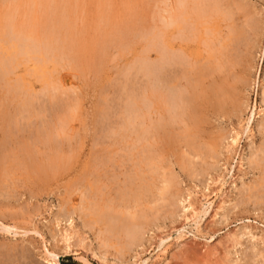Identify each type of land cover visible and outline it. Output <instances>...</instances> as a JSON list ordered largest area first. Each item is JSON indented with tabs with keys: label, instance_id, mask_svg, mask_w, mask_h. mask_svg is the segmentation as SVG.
Returning a JSON list of instances; mask_svg holds the SVG:
<instances>
[{
	"label": "rangeland",
	"instance_id": "obj_1",
	"mask_svg": "<svg viewBox=\"0 0 264 264\" xmlns=\"http://www.w3.org/2000/svg\"><path fill=\"white\" fill-rule=\"evenodd\" d=\"M245 2L264 19V0ZM164 8L165 0H0L2 54L14 56L31 38L19 26L3 27L6 17L13 15L19 24L30 13L37 23L38 42L54 49L44 55L48 64L19 56L13 73L0 82V114L18 116L14 119L20 121L15 124L9 119V126L0 115V129H4L0 157L8 153V163L0 172V222L18 227L6 232L0 224V264H51L47 250L61 264H264V111L260 112L264 110V34L258 47L263 55L258 58L259 52H253L257 57L253 64L259 67L257 73L261 68V75L257 80L259 73H251L257 82L246 90L248 110L237 114L228 103L223 117L204 105L200 123L192 126L191 136L203 147L220 149L219 160H209L207 165L195 158L193 166L185 167L182 159L187 157L185 148L177 144L179 137L169 142L168 133L159 130L152 144L162 159L165 173H161L174 176L172 195L168 201L143 203L130 214L125 210L133 205L126 176L139 163L140 146L133 134L137 126L132 123L135 103L139 97L151 105L145 90L155 81L163 85L169 74L174 75L162 57L159 37ZM15 79L27 87L13 100L19 85ZM230 79L227 85L239 84ZM29 93L36 97L37 114L32 118L23 107ZM141 102V108L147 106ZM157 118L153 116L154 121ZM236 131L241 132L239 144L228 149ZM22 143L34 147V166L32 158L26 161L30 155L19 152ZM152 149L150 145L148 151ZM143 165L138 167L146 170ZM205 186L209 188L203 190ZM182 198L190 199L199 211L195 222L191 212H184L188 202L183 204ZM109 202L119 218L112 223L115 231L105 223ZM123 217L136 220L131 231L124 229ZM66 230L73 233L70 246L62 241Z\"/></svg>",
	"mask_w": 264,
	"mask_h": 264
},
{
	"label": "bare ground",
	"instance_id": "obj_2",
	"mask_svg": "<svg viewBox=\"0 0 264 264\" xmlns=\"http://www.w3.org/2000/svg\"><path fill=\"white\" fill-rule=\"evenodd\" d=\"M2 1H8V0H2ZM250 7L251 5L246 4L245 0L244 2L243 0H165V8L163 10L164 15L162 16L164 18L163 19L164 20L163 29L161 31V34L159 33L160 34L159 37L161 36L160 41L162 45V57L163 59L165 58L166 65H168V67L171 68V71L169 72H173L174 75H172L171 77L169 74L170 79H169V76H167L168 78L167 80H165V82H163L164 83L163 85H158V82L155 81L156 83L154 85L153 84L150 85L149 88L145 90L147 91L146 96L149 97L151 100V105L142 103L139 97L138 99L140 100L141 104H143V106L145 105L147 106H145L144 108L143 107L141 108L139 104V100H137L135 103L136 104V107L134 109L135 119H133L132 123H135L137 126L136 129H135L136 126L134 127L135 130L133 132L134 137H135L134 143L140 146L138 148V151L136 152L137 153L136 156H138V159H139V163L138 162L137 163L141 165L144 164L143 166L147 167L146 168L147 173L144 174L142 170H145V169H141L140 167H138V164H135L136 165L135 168L141 171V173H139L138 170H136L133 167L134 171L131 170L132 173L126 176V182L129 188L128 191H129V194L132 195L131 199H133L132 200L133 205L130 208L125 209L127 213L130 214L131 212H134L135 209H137L138 207L140 208V206L144 204L148 205V204H153V203L160 202V201H168L169 196L172 195V191L174 190L172 177L174 176L171 177L169 175V177H167L168 175L165 176V174H163L165 172H163L164 170H163V165H162L163 163L161 161L162 160L161 156L160 154L155 152L156 150L154 148V145L152 144V143H156V141L158 140L157 136L159 135L158 133L160 131L161 132L164 131L168 133L167 134L168 137L166 138H168L169 142L174 143V137H179L177 138L178 142L177 141L176 142L177 144H179L180 142L179 145H180V148L182 147L181 150H183V147L185 148L184 152L182 151L183 153H185V156L187 157V159L185 157L184 158L182 157L183 158L182 162H184L183 164L185 167L193 166L192 164H194L193 160L195 158L204 160L205 164L207 165H208L209 160H216V161L219 160V154H220L219 150L220 149L210 144H209L210 146L207 145L203 147L204 143L199 142L197 138H196L197 140L196 141L195 135L191 136L192 135L191 129H192V126H194L196 123H198L201 120V115L203 114L202 109L204 105L206 107L208 106L211 109H214L215 110L214 112L215 113L217 112L216 114L222 115V116L224 114L222 113V111L225 112V108L226 106H228V103L229 105L231 103V106L233 108V110L230 109V111H233L237 114L241 112L244 113L245 110H248L249 108L247 89L250 90V88H252L251 85L256 84L257 80H259L260 75H261V68H260V72H258L259 77L256 75L258 79L257 80L251 79L252 77L251 73L255 71L254 73L256 74L257 67H258L257 65L253 64V61L254 60L256 61L255 58H257L255 57V55H253V52H259V55L256 54L258 58H260L261 55H263L262 47L261 46H260L261 48H258V47L260 44V40L261 38H263L262 36L264 34V19L258 16V13H259L258 11L256 12L252 11ZM31 15L32 13H30V15L28 14V18L22 23L20 22L19 24H16L15 18L13 15L6 17L7 19L5 20L3 27L13 29L15 26H19L20 32H22V34L24 35L30 32L31 38H30V44H21V43H20L21 45L19 44L20 45V48L18 50L19 52L16 53L15 55L12 53L14 56L8 57L9 55L8 56L5 55L6 51L4 54H2V52L0 51V82L5 80L7 77H9V74L11 75V73H13V70H15L14 64L17 61L19 56H23L25 59H27V61H29V59H34L36 62L42 64L45 62L44 55L46 56V54H50L52 51H54V49L51 50L50 46H48L47 43L38 42V39L36 36L37 31H38V28L36 26L37 23L33 21ZM224 29L227 31H225ZM155 37H154V40H156ZM154 45L155 44H153V46ZM159 51L156 50L158 54L160 53ZM150 52L152 53L153 51H150ZM21 60L23 61V59ZM32 68L34 69L35 67L32 66ZM153 71L151 69V72L153 73H155L156 70H153ZM15 73L18 74L17 72ZM238 73L240 75H238ZM18 77H15V78H18ZM230 78H232V81L235 79L236 84L237 83L239 84L238 85H227V83L229 84V81L231 80ZM18 79L21 80V78H18ZM18 79H15V80L18 81ZM158 79L160 78L158 77ZM218 81L220 83H218ZM159 82H162V81H159ZM262 82L263 83L261 85V91H262L261 93H262L263 105L261 106H264V77H263ZM18 84H19V81H18ZM26 87H24V85H21V84L17 85L16 89L14 90L16 96H13V100L16 98L18 99L23 94V89L25 90ZM35 104H36V97L34 96V94L33 95L30 94V98L23 105L24 109H27L29 111L30 116L28 117L30 118H32L33 116H36L37 114ZM157 107L161 109L162 111L160 110L157 111ZM262 109L260 112L264 111ZM0 115H1V120H3V122L8 123L9 126H10L9 119H12V121L15 122V124H17L18 122L20 123V121L17 122V120L14 119L15 117L17 119L18 116L14 115L13 117V115L10 114V116H12L13 118L12 117L8 118L6 114H3V112ZM153 116H157L159 117V119L157 118V121H154ZM223 117H226V115H224ZM253 117H254V114H252V117L248 120L247 124L250 123L249 121H251ZM33 119H35V117ZM130 120L131 119H129V121ZM3 124L5 127L6 126L5 123ZM1 130L2 129H0V131ZM3 130L1 131L2 134H4ZM10 130H12V128ZM12 132H14V130H12ZM6 133H8V131ZM6 136H4V140L8 141V138ZM240 138H241V132H237V131L234 132L232 138L229 141V145L227 148L230 149L231 147L232 148L236 147L239 144ZM10 139L11 137L9 138V143H10ZM4 142L2 143L3 147L5 145ZM11 144H14V142ZM21 145L22 146H20L19 152L20 153L22 152V155L24 156L30 155V157L28 156L29 158L25 157L27 158L26 161L29 162L28 159L32 158L35 149L34 147L27 145V144L22 143ZM150 145H151V148H153L152 151L151 150L148 151V147H150ZM4 150L5 148L1 149L2 153L4 152ZM158 152L160 153V151ZM182 156H184V154ZM7 157H8V153L7 154L5 153L0 157V172L1 170L4 171V166L6 165V163H8V161L6 160ZM22 157H21L20 163L22 161ZM31 164H32L31 166H34L33 158L31 159ZM135 181H137L139 184H135ZM253 184L255 186V184L257 183H253ZM133 187H136V188L132 189ZM207 188L209 187L205 186L203 190H207ZM254 192L252 193L254 194ZM148 194L151 195L150 196L151 198L146 196ZM204 197L207 198V196H204ZM178 200H181V198H178ZM250 200H251V197H250ZM187 202H188V205L183 207L184 212L185 213L191 212L190 213L191 218H193L195 222V220L199 217V211H197V209L195 208V205L190 201V199L187 200V198L186 199L182 198L183 204ZM107 209H108V212L104 213L108 218L107 221L105 222L107 223L106 225H108L110 231L118 230L115 227L116 225L112 224L113 222L115 223V221L117 220L119 221L118 216H116L117 213H116L115 208L111 204V205H108ZM220 209L224 210L223 207H220ZM146 215H147V212L146 211L143 212L141 215L142 219L146 218ZM132 217L134 218L135 214H132ZM132 217L121 218L122 220L125 221L124 224L126 227H124V229H127L128 231H131V228L133 225L135 226L134 221L136 220H134ZM138 218L140 219V216ZM65 219H67V217ZM57 220H58L57 221L58 225H60L62 220H60L59 217L57 218ZM148 223H145L146 225H143V227L147 226ZM0 224L2 225L3 223L0 222ZM1 228H3V230L6 229V232H11V230L14 228L18 229V227H7L5 225L4 226L2 225ZM244 235L245 234H243V236ZM62 236H63L62 239H64L62 241H65V243H67V246H70L71 239L73 238V233L66 230V232ZM253 238L255 239V235L253 236ZM237 244H239V242H236V245ZM108 248H111V247L109 246ZM47 253L50 257H52L53 261L51 262V264H61L56 259V256H57L56 254L51 253L48 250H47ZM262 256L264 257V254Z\"/></svg>",
	"mask_w": 264,
	"mask_h": 264
}]
</instances>
